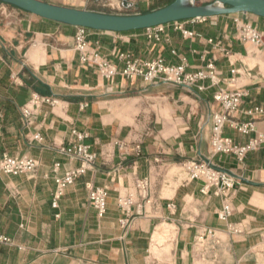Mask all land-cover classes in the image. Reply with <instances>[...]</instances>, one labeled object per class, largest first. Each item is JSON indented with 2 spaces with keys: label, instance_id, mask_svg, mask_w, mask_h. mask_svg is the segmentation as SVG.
<instances>
[{
  "label": "crops",
  "instance_id": "1",
  "mask_svg": "<svg viewBox=\"0 0 264 264\" xmlns=\"http://www.w3.org/2000/svg\"><path fill=\"white\" fill-rule=\"evenodd\" d=\"M41 1L138 15L174 0ZM236 20L258 30L262 43L242 41ZM78 30L0 1V160L8 154L38 163L31 174L0 170V235L11 240L0 244V264H264V143L243 163L231 154L213 155L211 148V116L221 109L214 97L221 89L243 90L244 111L264 109V18L240 14L181 21L165 25L159 41L149 40L146 30L87 29L89 52L119 70L121 54L143 62H185L189 72L213 64L216 80L192 87L121 76L107 80L81 61ZM35 94L55 104L34 107L26 127L21 111ZM239 120H253L256 131L242 135L226 126L223 136L235 145L264 134V115ZM73 131L85 136L81 143L96 154V163L54 206L56 178L81 165L61 153L79 143ZM208 158L238 178L228 222L219 219L224 200L216 189L203 193V181H190L182 168L184 162ZM145 179L150 190L143 198L135 184ZM93 188L108 190L103 217L90 204ZM129 195L133 204L121 208L120 199ZM229 225L241 233L228 235ZM207 228L217 230L222 244L199 252L195 239Z\"/></svg>",
  "mask_w": 264,
  "mask_h": 264
},
{
  "label": "built area",
  "instance_id": "2",
  "mask_svg": "<svg viewBox=\"0 0 264 264\" xmlns=\"http://www.w3.org/2000/svg\"><path fill=\"white\" fill-rule=\"evenodd\" d=\"M239 26L240 39L245 42H251L254 45L262 43V34L252 27L250 24H244L236 20ZM178 24V23H174ZM164 26H159L147 29V38L152 41H159ZM87 29L79 28L76 37V50L80 54V59L84 64L92 67H97L100 74L107 80L113 81L117 76H121L127 81L141 79L147 84H153L156 81H165L175 85L192 87L200 81L210 79L215 81L217 78L216 70L213 64H210L207 70H199L197 72L187 71V64L183 62L180 65L167 64L163 59L153 61L133 60L129 55L121 54L118 58L124 63V67L119 70L118 67L108 60L102 59L98 54L89 52V42L87 41ZM245 93L243 90H220L216 93L214 99L220 106V111L211 116L212 122V137L211 148L212 154H231L236 157L238 162L243 163L248 154L257 151L264 143V134L258 135L250 140L245 145H235L230 139L223 136L226 126H230L242 135H249L256 131L255 122L241 121L240 115L254 118L258 115H264V109L256 107L251 110H242V103ZM54 105L55 101L41 97L37 94L33 95L31 101L22 109V119L25 126L30 125V120L33 115L34 107L39 104ZM73 135L77 138L78 144L72 147L62 148L61 153L68 156L70 159L79 160L81 165L79 168L69 170L62 177H57L55 182L57 186L55 194L54 206H57V200L63 195L65 190L73 185L81 176L94 166L96 163V154L90 151V148L81 143L85 136L81 133L73 131ZM36 141H41L40 135L34 138ZM38 163L31 157H12L5 154L0 160V170L11 176H19L31 174L35 172ZM60 164L55 165V170H59ZM182 168L186 172L190 181H203L204 187L202 192L206 193L212 188L216 189V195L223 198V207L218 216L223 222H228L233 215V208L230 202L231 192L234 190L238 182V178L233 171H227L216 166L211 158L203 161H188L182 164ZM137 193L146 198L150 190L149 180H138L135 184ZM133 196L121 198L119 203L121 208L128 209L133 204ZM108 190L105 188H93L89 191V201L93 208L97 211L99 217H103L107 209ZM239 228L229 225L227 228L228 235L240 234ZM11 240L0 235V244H10ZM222 240L217 234V230L207 228L200 232L195 239V246L199 252L206 250L214 251L221 246ZM207 248V249H206Z\"/></svg>",
  "mask_w": 264,
  "mask_h": 264
},
{
  "label": "water",
  "instance_id": "3",
  "mask_svg": "<svg viewBox=\"0 0 264 264\" xmlns=\"http://www.w3.org/2000/svg\"><path fill=\"white\" fill-rule=\"evenodd\" d=\"M60 24L102 32L127 33L147 30L186 20L222 15L252 14L264 18V0H214L200 4L198 0H175L168 6L138 15H115L85 9L59 6L41 0H0Z\"/></svg>",
  "mask_w": 264,
  "mask_h": 264
},
{
  "label": "rangeland",
  "instance_id": "4",
  "mask_svg": "<svg viewBox=\"0 0 264 264\" xmlns=\"http://www.w3.org/2000/svg\"><path fill=\"white\" fill-rule=\"evenodd\" d=\"M214 0H206L205 1V4H208V3H211L213 2ZM173 3V2H172ZM170 5V4H169ZM175 172H178V169L175 170ZM169 239V236H167L164 240H162V243L166 242L167 240Z\"/></svg>",
  "mask_w": 264,
  "mask_h": 264
},
{
  "label": "trees",
  "instance_id": "5",
  "mask_svg": "<svg viewBox=\"0 0 264 264\" xmlns=\"http://www.w3.org/2000/svg\"><path fill=\"white\" fill-rule=\"evenodd\" d=\"M174 1H175V0H174ZM174 1H173V2H174ZM171 3H172V2H171ZM171 3H170V4H171Z\"/></svg>",
  "mask_w": 264,
  "mask_h": 264
}]
</instances>
